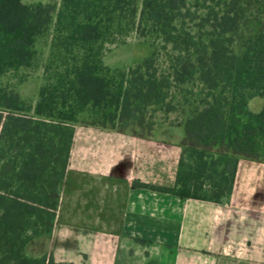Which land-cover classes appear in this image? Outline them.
I'll return each mask as SVG.
<instances>
[{"label":"trees","instance_id":"trees-1","mask_svg":"<svg viewBox=\"0 0 264 264\" xmlns=\"http://www.w3.org/2000/svg\"><path fill=\"white\" fill-rule=\"evenodd\" d=\"M134 32L152 53L108 65L111 46ZM46 36L34 103L1 78L38 64ZM256 96L264 0H0V264H61L26 246L54 231L77 125L152 138L159 124H183L175 184L133 185L221 203L240 159L264 162Z\"/></svg>","mask_w":264,"mask_h":264},{"label":"crops","instance_id":"crops-1","mask_svg":"<svg viewBox=\"0 0 264 264\" xmlns=\"http://www.w3.org/2000/svg\"><path fill=\"white\" fill-rule=\"evenodd\" d=\"M185 126L152 138L77 125L56 224L26 246L61 264H264V162L240 159L231 197L186 198L173 186Z\"/></svg>","mask_w":264,"mask_h":264},{"label":"rangeland","instance_id":"rangeland-1","mask_svg":"<svg viewBox=\"0 0 264 264\" xmlns=\"http://www.w3.org/2000/svg\"><path fill=\"white\" fill-rule=\"evenodd\" d=\"M26 3L32 2H56L58 5L62 0H23ZM39 58L38 64L33 67L25 68L17 73H8L1 80L6 85H15L21 96L32 102H36L41 85L45 82L43 75V65L49 52V38L42 37L38 42ZM107 52L105 61L112 67H128L140 62L145 57L152 53L153 47L149 41H145L138 37L134 32L131 34L125 43L113 45ZM21 76L25 80L20 81ZM264 99L256 96L250 100L249 107L252 111L258 112L263 108ZM174 114H172L173 116Z\"/></svg>","mask_w":264,"mask_h":264}]
</instances>
